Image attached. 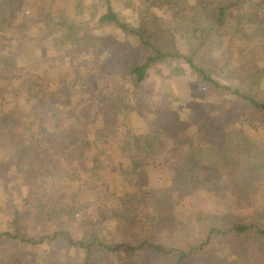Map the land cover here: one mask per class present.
Listing matches in <instances>:
<instances>
[{"label": "trees", "instance_id": "obj_1", "mask_svg": "<svg viewBox=\"0 0 264 264\" xmlns=\"http://www.w3.org/2000/svg\"><path fill=\"white\" fill-rule=\"evenodd\" d=\"M101 1L98 27H114L126 40L91 33L81 23L90 8L86 0L72 5L64 0H0L1 69L17 66L13 42L40 27L63 33L70 48H92L95 56L103 50L97 47L107 46L115 55L108 61H116L107 76L112 102L105 117L96 119L94 139L89 123L75 113L71 98L76 94H70L68 74L39 76L37 83L25 81L9 91L13 108H0V142L7 140L9 154L0 160V264H20L22 256L24 264H264V205L253 204L259 184H264V143L250 141L244 128L264 130V0H142L172 12L173 23L193 42L189 54L166 49L150 19L135 26L121 14L117 0ZM205 13L212 16L211 23ZM5 33L13 37L4 38ZM135 47L145 52L140 61L135 60ZM213 54L233 83H222L204 64L202 59ZM168 58L183 60L201 83L228 98L227 105L203 120L197 142L175 137L176 150L183 148L184 153L163 187L151 191L154 206L147 219L137 216L138 196L128 192L118 194L116 207L100 206L96 217H81L91 204L85 197L96 193L93 184L101 194L117 195L104 154L110 132H116L118 118L130 107L121 108L122 81L141 90L149 70ZM109 113L119 116L116 122ZM18 189L26 190L21 202L15 199ZM202 191L228 194L253 208L239 214L203 209L189 222L181 221L176 197ZM107 220L121 241L99 233ZM167 230H181L196 244L170 246L158 239ZM32 248L38 252L29 253Z\"/></svg>", "mask_w": 264, "mask_h": 264}, {"label": "rangeland", "instance_id": "obj_2", "mask_svg": "<svg viewBox=\"0 0 264 264\" xmlns=\"http://www.w3.org/2000/svg\"><path fill=\"white\" fill-rule=\"evenodd\" d=\"M64 1L71 5L75 2V0ZM117 1V8L121 14L135 26H138L142 19L146 21L150 19L149 26L154 29L155 34L159 35L166 49H179L187 54L191 52L193 42L188 39L181 26L173 23L172 12L158 7H149L142 3V0ZM86 3L90 8L85 14L87 18L84 23L83 21L81 23L89 26L91 33L114 35L120 40L125 39L124 34L114 27H98L96 15L101 12V0H86ZM204 18L207 23L212 22L210 13H205ZM26 36L27 38H23L22 34L19 41L12 44V51H17L19 54L17 66L7 70L0 68V76L12 77L11 81L2 77L0 79V108L6 112L13 108L12 103L15 100L9 91L19 89L25 81L35 84L39 76L53 78L68 74L71 84L70 94H76L71 98L75 113L89 123L88 126L92 132L95 131L98 125L96 119L100 120L105 117L112 102V86L107 77L110 66L116 63V61H108V58L115 56L112 50L107 46H99L96 51L100 47L103 50L98 52L99 56H95L93 55L95 50L92 48L89 50L70 48L67 43L64 44L63 33L50 32L41 27L33 29ZM3 37L10 39L13 36L5 33ZM144 53L135 47V60L140 61ZM218 60L219 57L214 54L202 59L215 78L222 83H233L231 74L220 69ZM23 76L27 78L22 80ZM122 82L121 93L125 101L121 108L125 109L127 104L130 107L124 110L125 115H121L120 118L119 116L113 117L109 113L110 120L113 119L116 122L118 118L119 121L116 132L109 134L107 145L110 146L104 154L107 158L105 168L115 179L114 186L117 195L101 194L98 185L93 184L92 188L96 189V193L85 197L86 203L91 202L89 209L79 214L81 217L87 214L88 219L97 216V207L106 206L109 209L116 207L118 194L124 195L126 192L137 194L138 201L134 204L138 207L137 216L141 219L146 218L145 216L152 211L154 206L151 191L163 187L169 173L178 164L179 156L184 153L183 148L176 150L175 137L180 134L190 138L191 143L197 142L200 134L199 127L203 125V120L227 105L226 96L217 95L201 83L189 65L180 59L168 58L153 66L141 90L130 87L124 80ZM207 124L212 126L214 122L207 121ZM244 128L247 129L250 141L258 144L264 143V130L261 127L253 129L244 125ZM26 137L25 135L24 138ZM94 137L93 132L92 139ZM7 143L5 139L0 142V160L9 155ZM69 167L72 166L69 165ZM1 185L0 178V202L3 201ZM259 186L253 199L255 206L264 205V184H259ZM25 193V189L21 191L18 189L15 192L16 201L21 202ZM177 195L178 193L175 194ZM176 203L178 217L184 222H189L191 216L203 209L239 214L247 213L253 208V206L237 202L228 194H214L207 191L176 197ZM114 228V223L107 220L98 231L103 237L111 236ZM198 229L196 224L194 232L197 235H199ZM112 238L115 241L122 240L120 236L112 235ZM158 239L170 246L183 249L196 244V240L192 237L185 238L181 230H167L160 234ZM46 248L48 253L51 252L48 247ZM25 249L27 248L25 247L22 252ZM28 251L31 254L38 252L37 248ZM24 258L22 256L20 264H24ZM46 259L49 261L48 258ZM49 264L54 263L49 261ZM76 264H81V261H77Z\"/></svg>", "mask_w": 264, "mask_h": 264}]
</instances>
